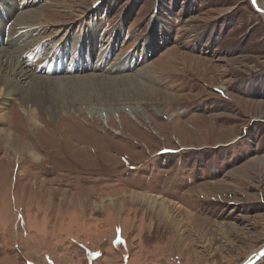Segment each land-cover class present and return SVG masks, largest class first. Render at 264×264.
I'll use <instances>...</instances> for the list:
<instances>
[{
    "label": "rangeland",
    "instance_id": "obj_1",
    "mask_svg": "<svg viewBox=\"0 0 264 264\" xmlns=\"http://www.w3.org/2000/svg\"><path fill=\"white\" fill-rule=\"evenodd\" d=\"M59 2L72 12L32 4L62 26L42 42L81 34L100 53L115 40L109 67L129 54L125 73L140 84L80 78L93 66L53 73L55 48L34 52L28 38L36 45L16 57L50 79L27 106L8 97L0 120V264L246 263L264 246L262 13L252 0ZM68 42L64 51L73 43L86 57Z\"/></svg>",
    "mask_w": 264,
    "mask_h": 264
},
{
    "label": "bare ground",
    "instance_id": "obj_2",
    "mask_svg": "<svg viewBox=\"0 0 264 264\" xmlns=\"http://www.w3.org/2000/svg\"><path fill=\"white\" fill-rule=\"evenodd\" d=\"M4 1H5L4 4L0 3L2 5L0 6L2 7L1 8L2 12L0 10V29L2 28L3 31V40H2V35L0 34L1 37L0 44H2L0 46H3L6 41L8 44L6 43L3 46V48L0 49V120L1 121H7L6 119H8L9 116V111H5L8 97L11 96L19 97V95H21L23 97L22 100L23 105L27 106L35 102L38 96L41 97L40 94L42 90L40 91V89L43 86V84H41V81L50 79L48 74L42 72L37 73L32 71L31 69L32 67L35 66V64L33 62L29 63L28 58L25 59L20 57L21 58L20 59L16 57V55L18 54L23 55L25 57L28 54V52L26 51L27 52L26 53L25 50H28L29 48L35 46L36 44L34 43L36 42H37V47L34 48V52H38L41 49V47L43 46L46 47V45L47 46L49 45L51 49V44L52 47L55 48L54 52L51 50V53L53 52V54L50 55V58L52 57L53 61L60 59L62 65L58 64V62L57 64L54 63L53 69L55 71H53V73L61 72L65 74H70V73H75L74 71H78L79 69L80 72H85L87 69H90V67L93 66V68L95 67L94 68L95 71H92L93 73L80 76V78L83 79L84 77H90L93 78L95 81H98L100 84L102 83L101 85L104 84L109 85L110 83L112 84L114 83L115 85H112V87L118 85H125L130 87V86H135L136 84H138V82L140 84L138 77L134 78L133 76H131V74L125 73L127 72V69H131V60L129 58V54L127 56L118 57V61L121 58L123 60H121L119 64L116 65L114 64L111 67H109L110 66L108 64L109 57L111 56L112 49H114L115 47L114 45L115 40H113V42L111 43L112 47L110 51L100 50V53L98 51V48L96 49V46L92 48L91 47L92 44L88 43L87 41L84 42L85 37L83 39L84 45L82 46L81 45L82 43L79 42L82 36L81 34L70 36V33L68 32L67 34L66 33L63 34V36L61 37L56 36V38L53 39L54 41L52 40H51L52 42L49 41L50 43L46 41L42 42L40 35L47 28L50 29L54 28V31L58 35L62 33V30H60V28H62L61 23L58 22L56 23L51 21L50 19H47L43 7L32 6V4L34 5L36 0H23L22 3H24V5H20L21 8L19 6L18 10L16 11L14 10L17 7H13V8L11 7L12 9L10 8V4H12L13 0H4ZM252 2L256 5L259 12H261L262 15L264 16L263 3L260 0H252ZM46 3L51 4L53 6L63 7L64 9H66V11L68 10L72 12L71 11L72 10L71 8L73 7L72 4L60 5L61 2H59V0H46ZM19 9H22L20 14L17 13ZM130 11L131 10L128 9L127 11L128 14H130ZM128 14L125 13L123 15L122 21L120 22L119 26L117 25L118 29L115 31L116 36H120V35L122 36V29H123L122 27L124 25V21L128 19ZM12 17H14V20H12ZM10 20L12 22H10ZM9 24H11L12 26H8ZM33 26L34 27L37 26V28L34 31L29 29V27H33ZM68 29H71V27ZM153 31L155 32V28H153ZM30 36L33 37L37 36L36 42L33 41L32 43L30 42V40L28 41V38ZM69 40L71 42L74 40L79 42V46L82 52H80L77 49V54H79V56L82 57L81 53H85L86 56L85 58L82 57V59L79 61L78 55L74 57L72 50L73 43H71L70 45L68 44L69 47L67 48L66 51H64V47L67 46L66 42H68ZM95 49L98 51L99 54L98 53L96 54L97 51ZM66 54H69L70 56L73 55L74 57L73 61L71 63L69 62V64L67 65L66 63L71 57L69 59L65 58ZM103 54L106 55V62L104 63V65H106V67H109L107 69H103V68L100 69V67L103 65L102 64L103 61H101L100 64L99 62L101 59L100 57ZM93 56L98 57L97 60H94ZM134 56H136V54ZM28 57L30 58L29 55ZM77 61L79 62L78 64L79 66L77 65ZM45 69H46L45 67L41 68L40 66V70L43 71ZM151 69H152V65L151 66L149 65L148 70L151 71ZM68 78L70 77L68 76ZM25 81L28 82V85H25V83L23 84V82ZM134 108L135 107L132 106H126L123 109H128L129 111L133 112ZM4 135L6 139H8V143L11 148L12 147L11 145L14 141L12 139L13 135L11 134V132H6V131H4ZM32 156L35 160H38L40 158L38 155L35 154H33ZM135 196L137 199L141 200L142 202H146L151 205L157 203L159 201L158 199L160 198L159 196L148 195L142 192L137 194L135 193ZM161 204H162L161 206L162 210L168 209L167 206L164 207L163 203ZM165 212L168 213L167 211ZM262 247L263 246H261L258 250H256L250 257V259L254 257L262 249Z\"/></svg>",
    "mask_w": 264,
    "mask_h": 264
},
{
    "label": "water",
    "instance_id": "obj_3",
    "mask_svg": "<svg viewBox=\"0 0 264 264\" xmlns=\"http://www.w3.org/2000/svg\"><path fill=\"white\" fill-rule=\"evenodd\" d=\"M263 256H264V246L254 257L248 260L245 264H255Z\"/></svg>",
    "mask_w": 264,
    "mask_h": 264
}]
</instances>
